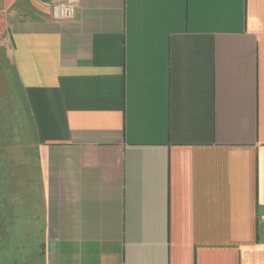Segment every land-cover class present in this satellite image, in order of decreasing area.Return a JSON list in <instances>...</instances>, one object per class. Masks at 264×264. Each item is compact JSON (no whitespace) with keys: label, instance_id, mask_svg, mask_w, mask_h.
<instances>
[{"label":"crops","instance_id":"obj_1","mask_svg":"<svg viewBox=\"0 0 264 264\" xmlns=\"http://www.w3.org/2000/svg\"><path fill=\"white\" fill-rule=\"evenodd\" d=\"M67 1L0 0L40 264H264V0Z\"/></svg>","mask_w":264,"mask_h":264},{"label":"rangeland","instance_id":"obj_2","mask_svg":"<svg viewBox=\"0 0 264 264\" xmlns=\"http://www.w3.org/2000/svg\"><path fill=\"white\" fill-rule=\"evenodd\" d=\"M34 144L10 47L0 32V264H40L44 257Z\"/></svg>","mask_w":264,"mask_h":264},{"label":"built area","instance_id":"obj_3","mask_svg":"<svg viewBox=\"0 0 264 264\" xmlns=\"http://www.w3.org/2000/svg\"><path fill=\"white\" fill-rule=\"evenodd\" d=\"M79 6V0H68L65 3L49 5L52 17L55 21L62 22L72 20Z\"/></svg>","mask_w":264,"mask_h":264}]
</instances>
